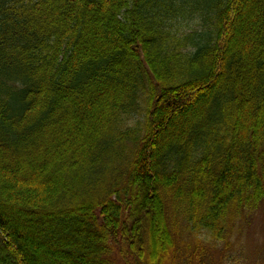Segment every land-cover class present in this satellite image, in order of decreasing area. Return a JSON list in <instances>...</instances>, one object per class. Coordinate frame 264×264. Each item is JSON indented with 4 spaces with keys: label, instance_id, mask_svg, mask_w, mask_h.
I'll list each match as a JSON object with an SVG mask.
<instances>
[{
    "label": "trees",
    "instance_id": "trees-1",
    "mask_svg": "<svg viewBox=\"0 0 264 264\" xmlns=\"http://www.w3.org/2000/svg\"><path fill=\"white\" fill-rule=\"evenodd\" d=\"M261 207L264 0H0V264H180Z\"/></svg>",
    "mask_w": 264,
    "mask_h": 264
},
{
    "label": "rangeland",
    "instance_id": "rangeland-1",
    "mask_svg": "<svg viewBox=\"0 0 264 264\" xmlns=\"http://www.w3.org/2000/svg\"><path fill=\"white\" fill-rule=\"evenodd\" d=\"M187 24L189 25L184 26L183 30L192 27L194 22ZM144 122L143 113L134 115L129 121V125L136 129L138 137L144 131ZM183 239L187 240L185 237ZM202 243V250L200 247L191 248V254L180 264H264V208L261 207L249 217L236 222L227 241L214 243L206 238ZM114 255V258H118L115 253Z\"/></svg>",
    "mask_w": 264,
    "mask_h": 264
}]
</instances>
